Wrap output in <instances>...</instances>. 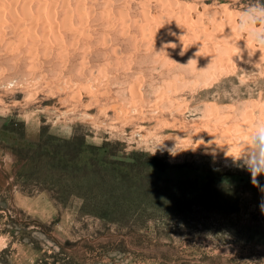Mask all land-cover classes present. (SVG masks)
<instances>
[{"label": "rangeland", "instance_id": "1", "mask_svg": "<svg viewBox=\"0 0 264 264\" xmlns=\"http://www.w3.org/2000/svg\"><path fill=\"white\" fill-rule=\"evenodd\" d=\"M23 1H0V264H264V192L226 155L264 124L238 31L264 0Z\"/></svg>", "mask_w": 264, "mask_h": 264}, {"label": "clouds", "instance_id": "2", "mask_svg": "<svg viewBox=\"0 0 264 264\" xmlns=\"http://www.w3.org/2000/svg\"><path fill=\"white\" fill-rule=\"evenodd\" d=\"M238 31L249 38H255L258 42L264 40V5L255 4L246 9L240 16ZM261 48L264 49V44H261ZM184 54L185 46L183 45L179 55L183 56ZM260 58L264 59V55ZM174 148L171 149L172 154ZM226 155L232 158L237 166L246 169L250 173L252 185L264 192V187L259 182V178L264 176V124L258 125L250 146L244 154L231 156L226 153ZM260 211L264 213V201L260 204Z\"/></svg>", "mask_w": 264, "mask_h": 264}, {"label": "bare ground", "instance_id": "3", "mask_svg": "<svg viewBox=\"0 0 264 264\" xmlns=\"http://www.w3.org/2000/svg\"><path fill=\"white\" fill-rule=\"evenodd\" d=\"M1 1V0H0ZM5 1V0H4ZM23 1V0H22ZM27 1V0H26ZM37 1V0H36ZM43 1V0H42ZM47 1V0H46ZM45 1V2H46ZM23 2H25V1H23ZM44 2V3H45ZM38 3V2H37ZM1 4H3V6H4V2H1ZM6 5V4H5ZM40 5V4H39ZM43 5V4H42ZM23 6H26L25 8V12L24 13H22V14H20V15H17L16 13H13V14H11L10 16H11V18H13V19H19V20H21V21H23V22H26V23H30L29 24V26H27L26 27V29H29V28H35V30L36 29H38L39 27V21H36L37 20V18L39 17H36V16H34L35 14H33V13H31V11H29V10H27V3H25V5H23ZM7 7V5L6 6H4V8H6ZM8 8V10L10 11V8H11V6H9V7H7ZM23 8V7H22ZM13 9V8H12ZM11 13V12H10ZM66 13V12H65ZM39 15V14H38ZM64 16H66V17H64ZM63 17L64 18H62V20L63 21H65L66 20V24L67 25H69V26H73L74 25V23H76V22H74L75 21V18H74V15H64ZM42 18V17H41ZM44 18V17H43ZM58 18V17H57ZM30 19V20H29ZM38 19H40V18H38ZM30 21V22H29ZM41 21H43V19L41 20ZM41 21H40V23H41ZM38 22V23H37ZM45 23V22H44ZM58 23H56V25H57ZM42 25V24H41ZM41 25H40V27H41ZM45 26H46V24H44ZM42 26L43 28L45 27V26ZM55 25V24H54ZM53 25V26H54ZM59 26V25H58ZM38 27V28H37ZM57 27V26H56ZM58 28V27H57ZM32 29H29V30H32ZM34 30V31H35ZM43 30H45V29H43ZM27 32V31H26ZM32 32V31H31ZM29 34V33H28ZM15 81L14 80H12V81H9L8 82V86H10V87H12V86H14L15 85Z\"/></svg>", "mask_w": 264, "mask_h": 264}]
</instances>
